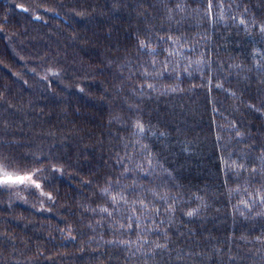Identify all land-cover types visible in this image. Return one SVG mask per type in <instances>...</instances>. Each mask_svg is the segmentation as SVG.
I'll return each mask as SVG.
<instances>
[{
  "label": "trees",
  "instance_id": "16d2710c",
  "mask_svg": "<svg viewBox=\"0 0 264 264\" xmlns=\"http://www.w3.org/2000/svg\"><path fill=\"white\" fill-rule=\"evenodd\" d=\"M261 27L264 0H0V156L41 185L0 189V264H264Z\"/></svg>",
  "mask_w": 264,
  "mask_h": 264
},
{
  "label": "snow or ice",
  "instance_id": "6c2138e0",
  "mask_svg": "<svg viewBox=\"0 0 264 264\" xmlns=\"http://www.w3.org/2000/svg\"><path fill=\"white\" fill-rule=\"evenodd\" d=\"M179 7V5H178ZM39 18V17H37ZM222 18V17H221ZM234 19V18H233ZM240 24H244L245 21L243 19H241L239 21ZM247 31V29H245ZM261 32H264V27H261L260 29ZM140 50L142 51V53L146 50L149 49V44L145 43L144 41L140 42ZM147 54L150 56H155V55H159V53L155 52V50H151V51H147ZM173 53H169V55H172ZM262 59H264V57H262ZM152 72L155 73L156 75H163V73H158L156 72L155 69V64H153V68H152ZM51 75H56V73H50ZM152 73L150 72H145L143 73V75L148 76ZM219 87V85H217ZM148 87H153L151 84L148 85ZM173 91H175V89H173ZM134 128H135V132L133 133V135L137 136V137H141L144 135L145 133V127L143 125L142 122H140L139 120H137L134 124ZM154 134V133H153ZM163 135V134H161ZM262 161H264V157H262ZM119 164L124 166V173H122V175L126 174L129 171V168L127 166V164L125 163V160L123 158H121L118 161ZM149 167H151V163L149 164ZM241 167H244L243 165H241ZM137 169L143 170L141 168L140 165H137ZM246 170V169H245ZM40 170L34 171V172H26L24 174H21L20 172H14V171H9V165L6 163V159L3 156H0V189H2L3 187H12V186H17V185H32L37 189H40L41 185L38 182L40 179V176L38 175V172ZM255 171V169L253 170ZM261 173L264 174V167L261 168ZM150 172H145V175H150ZM103 194L107 195L108 194V189L105 188L103 190ZM41 195H44L43 192H41ZM49 199H51V197H48ZM158 199H166L165 197H157ZM120 200H124L125 197L123 195H121L119 197ZM112 201L118 202V198L117 196H113L112 197ZM261 202L264 203V197H261ZM133 203L135 204V201H133ZM142 207H146L143 204L141 205ZM245 206L247 207V204H245ZM101 212H107L108 210L105 208L100 209ZM197 212V210H192L189 211L187 213V215L189 217H192L193 215H195ZM109 215H111V213H109ZM138 226V225H137ZM129 227L131 228L132 225L130 224ZM160 245H158L159 247Z\"/></svg>",
  "mask_w": 264,
  "mask_h": 264
}]
</instances>
